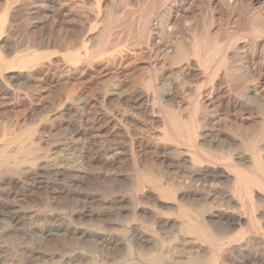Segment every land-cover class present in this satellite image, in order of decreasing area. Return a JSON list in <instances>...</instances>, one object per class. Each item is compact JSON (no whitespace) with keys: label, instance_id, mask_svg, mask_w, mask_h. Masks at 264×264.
<instances>
[{"label":"bare ground","instance_id":"bare-ground-1","mask_svg":"<svg viewBox=\"0 0 264 264\" xmlns=\"http://www.w3.org/2000/svg\"><path fill=\"white\" fill-rule=\"evenodd\" d=\"M191 1L122 0V9L101 33L106 39L86 51L90 61L118 52V30L127 26L130 10H140L137 24L129 26L131 32L136 27L139 43L149 52L155 45L165 53L179 82L162 78L160 69L129 95L119 93L118 85L109 95L125 99L162 128L156 140L138 146L162 155L166 171L137 172L129 192L98 200L99 209L107 207L117 217L115 223L102 224L105 214L89 210L57 215L51 212L52 201L80 186L77 177L84 174L85 161L107 165L114 159L102 145L79 144L78 138L86 133L84 123L74 133L76 146L65 155L46 149V139L29 130L0 151V201H6L0 204V214L12 227L45 242L61 238L67 244L74 239L82 244L94 238L99 256L117 253L111 264H264V0H207V7L199 11L201 21L188 31V43H156L155 30L167 39L176 37L182 22L171 21L189 12L185 5ZM156 14L168 18L154 24ZM5 24L0 25V35L10 32ZM35 60L23 59L13 68L29 70ZM192 83L196 86L191 109L183 115L175 101ZM228 115L240 124L227 129L216 122ZM40 190L47 201L38 212L24 209L27 196ZM86 222L101 225L84 231L73 228ZM77 256L78 252L68 257Z\"/></svg>","mask_w":264,"mask_h":264},{"label":"rangeland","instance_id":"rangeland-1","mask_svg":"<svg viewBox=\"0 0 264 264\" xmlns=\"http://www.w3.org/2000/svg\"><path fill=\"white\" fill-rule=\"evenodd\" d=\"M121 1L0 0V25L4 22L11 27L9 33L0 35V61L3 63L0 62V151L13 137L29 130L41 134L42 140L47 142H43L45 148L57 149L60 155L68 154L67 149L75 147L77 141H80L79 144L104 146L110 151L113 162L106 165L95 160L85 161L81 167L84 174L77 177L80 186L71 188L70 194L52 201L51 211L61 216L72 211L103 212L102 224L115 223L117 217L107 207L99 209L98 200L101 197L110 201L109 197L113 199V194L129 192L137 172L166 171L162 155L140 148L142 143L156 140L162 128L144 118L125 99L110 96L109 92L118 85L119 93L127 96L136 87L144 86L147 77L160 69L163 72L158 74L162 78L179 82L172 74L174 67L165 53L155 45L150 46L152 51L149 52L139 43L136 27L131 32L129 26L139 21L138 8L129 11L127 26L117 32L118 52L108 51L92 61L86 58L88 48L96 47L106 39L101 33L122 9ZM188 4L185 7L190 6L189 12L182 15L181 20L171 21L172 25L183 23L178 24L176 37L167 39L158 30L153 32L160 46L170 47L175 39L188 43V31L201 21L199 11L203 12L207 7V0H192ZM161 18L167 20L168 17L156 14L154 24L164 21ZM228 26L232 27L233 23ZM23 59L36 60L29 70L13 68ZM195 86L196 83H192V88L186 94L180 93L175 101L183 115L191 109ZM71 106L75 108L71 109ZM239 120L228 115L219 117L216 122L220 121L231 129L240 124ZM82 124L87 126L86 133L76 141L74 133ZM179 176L174 177L177 182L182 181ZM35 194L27 196L26 206L23 207L27 211L38 212L42 203L47 201L43 190ZM1 201L2 205L6 202ZM0 219H5L0 220L3 222H0V264H34L37 261L39 264H111L117 254L110 251L99 256L96 244L92 242L94 238L82 244L76 239L67 244L61 238H52L46 241L47 245L45 241L25 236L24 231L12 227L4 215L0 214ZM100 225L98 222H86L73 228L84 231ZM77 252L78 256L70 259Z\"/></svg>","mask_w":264,"mask_h":264}]
</instances>
